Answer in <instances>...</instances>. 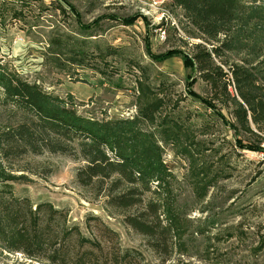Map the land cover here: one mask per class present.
Masks as SVG:
<instances>
[{
	"label": "rangeland",
	"instance_id": "1",
	"mask_svg": "<svg viewBox=\"0 0 264 264\" xmlns=\"http://www.w3.org/2000/svg\"><path fill=\"white\" fill-rule=\"evenodd\" d=\"M129 18L136 21L129 24ZM93 22L92 37L78 36L79 23ZM185 24L172 0H0V59L27 81L72 99L78 114L94 120L135 117L141 88L147 89L149 98L164 102L162 114L194 136L189 158L161 143L171 183L162 201L177 223L168 259L124 225V215L134 210L122 214L106 205L104 194L78 185L82 163L43 151L3 165L24 178L11 183L24 216L17 221L28 226L34 219L45 244L32 249L31 258L0 242V264H75L80 256L81 264H264V153L235 148L232 131L217 116L234 121L230 104L180 58L157 63L148 57L149 48L155 54H191L200 40L181 30ZM56 32L85 39L93 55L89 68L60 72L43 65L49 36ZM189 75L197 98L188 95ZM229 78L227 89L235 94ZM11 119L0 110V130Z\"/></svg>",
	"mask_w": 264,
	"mask_h": 264
},
{
	"label": "trees",
	"instance_id": "2",
	"mask_svg": "<svg viewBox=\"0 0 264 264\" xmlns=\"http://www.w3.org/2000/svg\"><path fill=\"white\" fill-rule=\"evenodd\" d=\"M172 3L182 9L186 19L181 30L200 42L192 45L191 54L176 49L155 54L146 45L148 57L157 63L180 58L191 74L198 73L219 98L230 104L234 121L223 118L219 112L217 116L232 131L235 148L264 153L261 146L264 142V1L172 0ZM129 19V24L136 21ZM78 25V36H93L94 22ZM45 51L43 65L49 69L70 72L71 68L91 66L87 62L93 55L86 49L85 39L65 32L51 34ZM229 76L235 94L227 89L231 85ZM193 78L189 75L186 81L187 91L189 96L196 97L189 90L195 82ZM149 96L150 92L141 88L135 117L94 120L78 114L71 96V100H64L45 92L37 82L27 81L0 59V110L12 118L0 130V242L7 243L9 252L34 258L30 251L41 248L45 242L34 219L28 226L17 221L24 216L20 213L19 200L12 194L11 183L24 178L9 173L3 164L25 153L38 155L47 151L82 163L75 174L78 185L90 188L97 195L104 194L106 205L122 214L134 210L124 215V225L145 238L158 257L168 259L172 255L177 223L175 214H169L162 201L171 183L161 143L171 145L177 154L189 158L193 151L188 142L194 136L172 117L162 114V99ZM144 124L156 127V131L146 130ZM246 137L252 141L247 142ZM210 185L207 183L206 188ZM125 256L130 258L131 254ZM81 263L83 256L75 261Z\"/></svg>",
	"mask_w": 264,
	"mask_h": 264
}]
</instances>
